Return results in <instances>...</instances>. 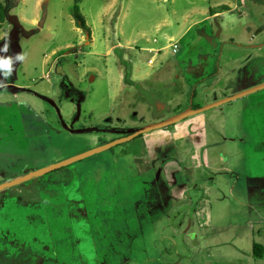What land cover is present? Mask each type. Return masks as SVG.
<instances>
[{
    "label": "rangeland",
    "instance_id": "1",
    "mask_svg": "<svg viewBox=\"0 0 264 264\" xmlns=\"http://www.w3.org/2000/svg\"><path fill=\"white\" fill-rule=\"evenodd\" d=\"M0 2L5 25L20 29L22 60L17 69L0 60V87L36 90L71 127L82 124L59 75L79 91L84 127L120 132L264 85V0ZM75 5L91 39L76 27ZM62 125L55 111L41 117L39 140L54 147L39 167L116 138ZM167 130L168 138L157 130L147 143L150 134L0 191V264H264L253 250L264 247V202L250 193L264 185V88ZM184 145L197 150L203 175L194 159L176 163Z\"/></svg>",
    "mask_w": 264,
    "mask_h": 264
},
{
    "label": "flooded vegetation",
    "instance_id": "2",
    "mask_svg": "<svg viewBox=\"0 0 264 264\" xmlns=\"http://www.w3.org/2000/svg\"><path fill=\"white\" fill-rule=\"evenodd\" d=\"M6 23L7 22L3 23L0 27V60H12L15 64V69H17L22 65L18 44L20 29L17 24L5 25ZM69 56L70 50L68 52V57ZM70 83L71 82L68 77L62 75L57 77V84H64L67 87V90H69L70 93H73L67 100L69 103L73 104L74 111L72 112V116L75 118L76 124H82L81 127L69 126L66 118L63 115L61 107L50 98L42 97V95L36 92V90L26 87L13 88V85L9 86L8 84L0 87V177H4L9 173H13V179L10 181L12 182L30 173L46 168V166L39 167L38 161H42L46 158L48 152L53 150L54 144L50 143L45 148L42 146L41 142L43 141L39 140V138L42 136L43 130L37 126L38 123L41 122V117L45 116L46 114L50 115L52 111L58 113L63 124L62 129L70 134L75 132L86 133L87 131L101 134H113L116 136V138L111 142L122 137L129 136V134L126 133L127 131L118 133L117 130H111L110 128L84 127V124L87 120V118L84 117V103L77 102L75 100L74 96L78 95L79 91L75 93V86ZM29 93H32L30 95L44 100L46 104L49 105L50 109L44 111L41 104L32 101L34 98L32 100L26 98V95ZM193 109L198 108L193 107ZM142 136L144 137V135ZM243 141L244 139L241 142ZM206 180L208 179L201 178L199 181H197V183L199 184L205 182ZM3 184L0 183V186ZM187 184H189L190 187L194 186V184H192V178L187 181ZM250 193L253 194V196H256L258 201L264 202V185L257 186L253 184Z\"/></svg>",
    "mask_w": 264,
    "mask_h": 264
},
{
    "label": "water",
    "instance_id": "3",
    "mask_svg": "<svg viewBox=\"0 0 264 264\" xmlns=\"http://www.w3.org/2000/svg\"><path fill=\"white\" fill-rule=\"evenodd\" d=\"M93 80V79H92ZM264 88V85L262 86H259L257 88H254L252 90H249V91H245V92H242L240 94H237V95H234L232 97H229V98H226L224 100H221V101H218L214 104H211L207 107H204V108H198V109H189L187 111H184L183 113L181 114H178L166 121H163V122H160V123H156V124H152V125H149V126H146V127H143L139 130H136V131H127L126 133L129 134V136H126V137H122L120 139H117L113 142H110L106 145H103V146H100L98 148H95L91 151H88V152H85L83 154H80V155H77V156H74L72 158H69L67 160H64L62 162H59V163H56L54 165H51L49 167H46V168H43L41 170H38L36 172H33V173H30L24 177H21V178H18L12 182H8L6 184H3L0 186V191L6 189V188H10V187H13L15 185H18L20 183H23V182H26L32 178H36V177H41V176H44L48 173H51L53 171H56L58 169H61V168H64V167H67L75 162H78V161H81L85 158H88L90 156H93V155H96V154H99L101 152H104V151H107L117 145H121V144H124V143H127V142H130L134 139H137L139 138L140 136L142 135H146V134H149V133H152L154 131H157V130H164V129H167L175 124H178L180 122H182L183 120L191 117V116H194V115H197V114H200L206 110H209L211 108H214V107H217V106H220L222 104H225V103H228V102H231L235 99H238V98H241V97H244L248 94H251L255 91H258L260 89H263ZM118 133H122V132H119Z\"/></svg>",
    "mask_w": 264,
    "mask_h": 264
},
{
    "label": "trees",
    "instance_id": "4",
    "mask_svg": "<svg viewBox=\"0 0 264 264\" xmlns=\"http://www.w3.org/2000/svg\"><path fill=\"white\" fill-rule=\"evenodd\" d=\"M77 1H80V0H77ZM105 1H112V0H105ZM220 8L222 9V12L229 10L227 6H222ZM219 13L220 12H216L214 14H219ZM73 18H74L76 27L82 30L85 34L88 35L89 39H91L92 30L90 29V27H88L87 22L84 16L82 15L81 10L78 7V5H75L73 9ZM6 19H7V6L5 5V3L0 2V27L2 26L3 23L6 22ZM196 108H200V107H196ZM142 137L143 136H140L139 138H142ZM253 250H254V256L256 258H260V259L263 258L264 247L262 245L255 244L253 247Z\"/></svg>",
    "mask_w": 264,
    "mask_h": 264
},
{
    "label": "crops",
    "instance_id": "5",
    "mask_svg": "<svg viewBox=\"0 0 264 264\" xmlns=\"http://www.w3.org/2000/svg\"><path fill=\"white\" fill-rule=\"evenodd\" d=\"M213 15V14H212ZM214 15H218V14H214ZM205 21V20H204ZM200 24V22H198V23H194L193 25H194V27L195 26H198ZM190 30H192V29H190ZM151 51H154V50H151ZM193 108V107H192ZM159 131H161V137H167V136H170L172 133L169 131V130H167V131H163V130H159ZM150 135H148V136H146V137H144L145 139H142L143 140V142L144 143H147V140H154V138H156V136L155 135H151V134H153V133H149ZM168 138V137H167ZM170 138V137H169ZM171 141H172V139H171ZM180 141H184V138H175V141L174 142H176V143H180ZM186 148L185 149H182V148H180V149H178V147L177 148H175V150L177 151V156H176V160L178 161H176V163H178V165L179 164H181L182 163V160L183 159H187V158H189V159H194L195 160V163H196V167L195 168H198V170H200V173L202 174L203 172L201 171V165H200V163L198 162V160H197V154H196V151L197 150H194L192 147H190V146H188V145H184ZM187 148L188 149H190L191 150V155L189 156V157H186V154H184V158H183V154L182 153H186V152H184L183 150H187ZM179 159V160H178ZM203 175V174H202ZM256 197V196H255Z\"/></svg>",
    "mask_w": 264,
    "mask_h": 264
},
{
    "label": "built area",
    "instance_id": "6",
    "mask_svg": "<svg viewBox=\"0 0 264 264\" xmlns=\"http://www.w3.org/2000/svg\"><path fill=\"white\" fill-rule=\"evenodd\" d=\"M173 47H174V49L179 50V49H180V44H179V43H175V44L173 45ZM183 47H186V45L183 46Z\"/></svg>",
    "mask_w": 264,
    "mask_h": 264
}]
</instances>
